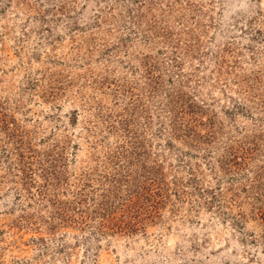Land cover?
<instances>
[{"label":"rangeland","instance_id":"obj_1","mask_svg":"<svg viewBox=\"0 0 264 264\" xmlns=\"http://www.w3.org/2000/svg\"><path fill=\"white\" fill-rule=\"evenodd\" d=\"M0 264H264V0H0Z\"/></svg>","mask_w":264,"mask_h":264}]
</instances>
